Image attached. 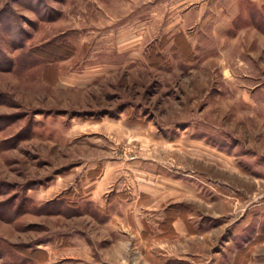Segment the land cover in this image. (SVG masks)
I'll list each match as a JSON object with an SVG mask.
<instances>
[{"label":"rangeland","instance_id":"1","mask_svg":"<svg viewBox=\"0 0 264 264\" xmlns=\"http://www.w3.org/2000/svg\"><path fill=\"white\" fill-rule=\"evenodd\" d=\"M0 264H264V0H0Z\"/></svg>","mask_w":264,"mask_h":264}]
</instances>
